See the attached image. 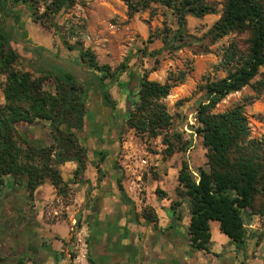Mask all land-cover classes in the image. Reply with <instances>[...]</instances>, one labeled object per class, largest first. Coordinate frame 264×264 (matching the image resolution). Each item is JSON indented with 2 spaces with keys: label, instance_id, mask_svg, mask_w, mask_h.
<instances>
[{
  "label": "trees",
  "instance_id": "obj_1",
  "mask_svg": "<svg viewBox=\"0 0 264 264\" xmlns=\"http://www.w3.org/2000/svg\"><path fill=\"white\" fill-rule=\"evenodd\" d=\"M77 0H0V73L6 76L3 87L5 102L0 105V191L12 183L26 186L32 196L36 188L49 180L59 196H68L69 187L60 171V164L75 160L78 167L75 176L84 172L88 160V148L81 142V132L86 127L88 114L86 86L70 72L46 71L34 76L31 69L17 68L21 55L14 48L12 33L4 21L19 14L15 7L26 3L31 9L39 3L45 5V12L52 17L63 9L73 6ZM131 13L146 8L151 2H158L170 8L178 19L179 27L170 39L163 37L165 46L175 42L184 46L186 16L203 17L217 11L218 0H124ZM223 12L209 31L211 40L217 41L232 32L249 33L246 49L231 42L224 52L223 65L227 75L223 78L204 77L201 91L205 100L197 108L199 125L196 133L202 137L207 149L206 167H199L198 178L184 161L178 172L179 195L190 198L191 219L190 242L194 248L208 250L211 244V221H219L220 230L236 244H242L246 237L245 221L258 215V199L264 201V136L251 138V127L245 106L217 112L215 109L228 95L242 90L252 83L264 67V0H221ZM151 36L149 42L154 40ZM69 48L79 49L80 60L97 74L103 102L117 109V101L111 95L107 80H119L128 68L123 61L117 68L101 64L96 53L82 43ZM160 50L145 51V56H155ZM188 71L180 69L169 72L167 80L161 83L149 78L144 72L137 82L123 85L126 100L123 125L139 133L152 136L164 134L167 143L166 155L172 156L183 145L177 146L181 135L175 141L168 135L172 125L163 99L179 83L186 81ZM48 82V83H46ZM47 84V85H46ZM264 85V77L256 83L258 90ZM138 99L135 100V96ZM124 110V109H123ZM25 123V127H20ZM50 126L52 141L46 143L34 137L32 128ZM185 146V145H184ZM25 180L23 183L22 181ZM121 190L124 189L121 185ZM261 206V205H260ZM148 221H155L157 215L152 208L143 210ZM3 257L0 256V262Z\"/></svg>",
  "mask_w": 264,
  "mask_h": 264
},
{
  "label": "rangeland",
  "instance_id": "obj_2",
  "mask_svg": "<svg viewBox=\"0 0 264 264\" xmlns=\"http://www.w3.org/2000/svg\"><path fill=\"white\" fill-rule=\"evenodd\" d=\"M218 1L215 13L203 17L186 16L185 44L176 49L173 47L180 42H175L173 46H165L163 37L168 39L172 37L179 27L178 19L170 8L158 2H151L148 7L131 13L124 0H77L73 6L63 9L53 17L45 12V5L42 3H39L35 10L28 4L21 3L15 7L19 14V22L13 17L3 22L12 33L14 48L21 55L17 68L24 71L31 69L36 77L46 71L53 73L65 71L72 73L86 88L87 85L95 82L98 74L80 60L79 49L69 48V45L74 47L78 42L90 47L96 53L99 62L109 64L112 69L126 61L128 68L120 75V79L107 80L111 95L116 97V101L117 98L122 99L124 95L123 85L133 80L138 82L146 71L150 79L161 83L167 80L171 71L177 72L180 69L188 71L186 81L173 87L170 95L163 99L172 115V125L168 135H171L174 141L175 135H181L180 141L176 144L183 145V150L179 149L172 156L166 155L167 143L164 142V134L167 131L152 136L124 127L123 124L118 130L120 133L118 163L126 189L129 186L130 176L123 166L124 152L129 150L139 156L148 157L152 163L142 177V192L139 199L132 200L136 206H139L140 214L149 207L156 214L151 202L147 204V199L156 203L163 198L165 196L163 187L173 193L177 192V188L184 189L178 181L180 170L178 167L181 168L184 161L189 163L195 177L199 175V167L208 168L205 164L207 149L202 144V137L195 131L199 125L197 108L205 100V92L201 91L200 85L204 83V77L211 79L225 77L227 70L223 65V55L226 48L231 42H236L241 49H246L249 37L247 32H232L217 41L211 40L209 31L223 12V4L221 0ZM151 36L154 40L149 42ZM157 50L160 52L155 56H145V51ZM263 77L264 67H261L259 75L251 84L228 95L215 109L217 112H223L243 104L253 139L264 136V85L259 90L256 86L257 81ZM5 81L6 76L0 73V105L5 102L3 92ZM137 99L136 95L135 100ZM117 115V122L112 119V126H119L118 118L123 121V111L122 113L117 111ZM25 125L21 123L20 127ZM32 130L34 137L46 143L52 141L48 123L45 126L34 127ZM160 178L164 179V185L155 182ZM7 179L11 181L12 177L8 176ZM24 194L23 191L15 196L16 209L20 205L18 201L24 198ZM178 196L186 203V207L183 212L178 211L177 214L185 217L186 208L191 207V201L186 195L178 194ZM61 198L62 203L68 204L71 196ZM182 201L177 202L182 203ZM21 203L23 204V200ZM59 205L61 206V202L56 200L52 203L53 207ZM257 205L259 213L256 216L264 225L263 198L258 199ZM30 208L32 209V204ZM62 214L66 215V212ZM214 223L218 225L217 221H213V225ZM214 228L212 227L213 233L216 232ZM14 234L15 232L10 233L8 240L0 238V256L3 257L8 243L15 252L17 243Z\"/></svg>",
  "mask_w": 264,
  "mask_h": 264
},
{
  "label": "crops",
  "instance_id": "obj_3",
  "mask_svg": "<svg viewBox=\"0 0 264 264\" xmlns=\"http://www.w3.org/2000/svg\"><path fill=\"white\" fill-rule=\"evenodd\" d=\"M87 91L88 114L81 132V142L88 148L86 169L75 176L77 161L69 160L59 166L69 187L70 202L62 203V196L49 180L39 185L32 196L26 186L7 181L0 197L10 211L9 232L0 238L8 240L10 233L15 232L17 247L14 252L8 243L0 264H76L75 218L90 230L86 264H264V225L258 216L246 220L242 244L224 234L219 221L218 225L211 221L210 248L200 250L190 242V207L186 208L185 217L178 216L186 203L177 192L163 187V198L156 203L147 199V204L151 202L155 208L157 219L146 220L126 189L118 163L117 130L124 120L118 118L119 127L111 124L112 119L117 122V111L125 113V95L117 98L115 110L103 102L97 80L87 85ZM160 179L155 182L164 185V179ZM23 191V204L20 199L16 209L15 196ZM55 200L61 206L53 207ZM64 211L66 215L62 214Z\"/></svg>",
  "mask_w": 264,
  "mask_h": 264
},
{
  "label": "built area",
  "instance_id": "obj_4",
  "mask_svg": "<svg viewBox=\"0 0 264 264\" xmlns=\"http://www.w3.org/2000/svg\"><path fill=\"white\" fill-rule=\"evenodd\" d=\"M123 158L124 169L128 172L130 176L128 192L132 200L137 201L142 192V177L144 176L145 172L148 171V167L152 163H150V158L145 156H139L135 152H131L129 150L124 152ZM73 224L77 226L74 233L77 251L75 262L76 264H86L88 236L90 230L86 224L81 223L76 218L73 220ZM244 225L246 227V221Z\"/></svg>",
  "mask_w": 264,
  "mask_h": 264
},
{
  "label": "flooded vegetation",
  "instance_id": "obj_5",
  "mask_svg": "<svg viewBox=\"0 0 264 264\" xmlns=\"http://www.w3.org/2000/svg\"><path fill=\"white\" fill-rule=\"evenodd\" d=\"M118 134L120 135V133H118ZM5 197H6V195H5ZM9 212H10L9 208L5 205L4 199H1V197H0V230H2V232L0 233V237H5V235H7V233L9 232L8 231L9 230V223H7V219L9 217Z\"/></svg>",
  "mask_w": 264,
  "mask_h": 264
}]
</instances>
